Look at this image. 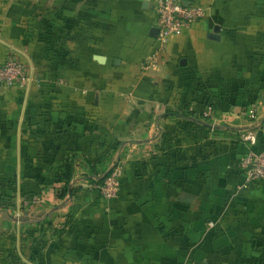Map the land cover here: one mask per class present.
Segmentation results:
<instances>
[{
	"label": "crops",
	"instance_id": "obj_1",
	"mask_svg": "<svg viewBox=\"0 0 264 264\" xmlns=\"http://www.w3.org/2000/svg\"><path fill=\"white\" fill-rule=\"evenodd\" d=\"M142 1L0 0V63L31 79L0 89V264H264L237 165L264 149V0H180L204 15L155 63Z\"/></svg>",
	"mask_w": 264,
	"mask_h": 264
},
{
	"label": "built area",
	"instance_id": "obj_2",
	"mask_svg": "<svg viewBox=\"0 0 264 264\" xmlns=\"http://www.w3.org/2000/svg\"><path fill=\"white\" fill-rule=\"evenodd\" d=\"M153 12L156 34L154 36L155 45L149 56L152 63L161 60L171 36L187 29L191 23L204 15V9L199 5L182 3L180 0H153ZM30 80L26 68L15 57L8 55L0 63V89L9 87L25 89ZM246 139L250 143L254 142L252 135L247 136ZM237 165L242 171L241 185L243 187L257 183L264 185V149L246 151L240 156ZM95 189L104 200L116 198L120 190L118 171L110 169ZM208 226H211V223H208Z\"/></svg>",
	"mask_w": 264,
	"mask_h": 264
},
{
	"label": "trees",
	"instance_id": "obj_3",
	"mask_svg": "<svg viewBox=\"0 0 264 264\" xmlns=\"http://www.w3.org/2000/svg\"><path fill=\"white\" fill-rule=\"evenodd\" d=\"M107 172L104 175H102V177L99 178L98 182H101V180L107 174ZM70 177H71L70 164L69 163H66L64 165V169H63V177L61 179L63 185H62V187L60 189V192H59V195H58L59 197L64 196L68 192L69 189L67 187V184L69 182ZM95 191L97 192V190H95ZM69 192L71 193V190ZM97 194H98V192H97Z\"/></svg>",
	"mask_w": 264,
	"mask_h": 264
},
{
	"label": "water",
	"instance_id": "obj_4",
	"mask_svg": "<svg viewBox=\"0 0 264 264\" xmlns=\"http://www.w3.org/2000/svg\"><path fill=\"white\" fill-rule=\"evenodd\" d=\"M147 1H148V0H143L141 6H142V7H145ZM153 31H154V34H153V35L155 36V34H156V28H153ZM213 32H214V33L210 34V36H216V35H215V30H213ZM96 57H97V58H95V59H96L97 61H102V59H103L102 56H96Z\"/></svg>",
	"mask_w": 264,
	"mask_h": 264
}]
</instances>
